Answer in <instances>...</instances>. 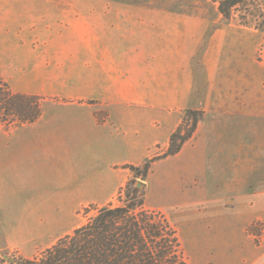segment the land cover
Here are the masks:
<instances>
[{
  "label": "crops",
  "instance_id": "1",
  "mask_svg": "<svg viewBox=\"0 0 264 264\" xmlns=\"http://www.w3.org/2000/svg\"><path fill=\"white\" fill-rule=\"evenodd\" d=\"M42 5L38 33L9 34L3 17L20 14H1V66L70 100L21 128L29 132L0 133V195L63 200L56 180L84 175L94 185L80 204L104 205L121 168L164 154L186 110H203L182 149L154 162L162 170L152 205L175 206L200 264H264V246L249 233L264 222V65L253 58L247 69L242 51L233 60L206 50L197 60V20L147 17V3ZM28 10L32 18L41 9Z\"/></svg>",
  "mask_w": 264,
  "mask_h": 264
},
{
  "label": "rangeland",
  "instance_id": "2",
  "mask_svg": "<svg viewBox=\"0 0 264 264\" xmlns=\"http://www.w3.org/2000/svg\"><path fill=\"white\" fill-rule=\"evenodd\" d=\"M49 1H81L89 4L96 1L147 3V17H149V13H152V17H163V15L155 16L154 13L157 12L168 13L169 19L184 17L197 20L196 23L199 25L198 34L200 39V53L197 60H200L199 58H201L203 52L206 50H210L216 57L219 56L221 52H224L226 59L233 60L235 56H238L240 54L239 52L242 51V56L244 57L243 61H245L243 66L247 69L251 67L253 58H255L258 63L264 65V52L263 60L259 59V53L261 52L260 48L263 41L262 32L256 29L253 23L246 25L241 22L237 14L231 19L224 18L218 10L217 3L212 0H0V23L2 13L18 12L20 14L18 17H3L4 24L12 26L11 30H9V34H15V32L38 33V28L43 26L42 24L44 21V18L38 15L45 12L43 8H46V6L44 7L42 5L43 2ZM33 5L41 9L36 10V12L39 13H36L35 17L30 18L22 14L24 11H29L28 9H31ZM18 26H20V28H27H22L23 31H20ZM35 44L36 42L33 45ZM2 63H5V59L2 58L0 54V77L3 83H6L4 87H8L15 93L18 92L38 96L42 109V118L49 119V115L54 114L56 109H60L62 107L61 105L70 100L63 96L61 97L59 95L43 93L39 90L31 89V83H25L22 79L18 80L16 78V75L19 77L21 76L20 73L10 74L5 72L6 69H14V67L6 65L2 67ZM200 111L203 112V117L204 111ZM28 124L30 123L13 124L0 122V133L16 131ZM21 130L29 132L32 129L24 128ZM1 136L3 135H0V141L2 139ZM3 140H5V138ZM157 156L159 155L153 157ZM154 162L151 164V169L146 179L135 177L134 172L129 168L125 170L126 172L121 168L120 171L125 173V176L122 178L120 186L110 195L109 201L104 205L123 204L126 197H120V190L129 182L138 185H142L143 183L145 207L157 212L158 216L168 220L170 224L177 229L178 235L185 248L187 263L200 264V260L194 257L196 251L194 254V251L190 250L188 245L184 242L185 232H182V229L180 230L175 224L177 218L175 216V206L170 209L165 206L160 208L152 205L155 199L153 194L159 188L156 185L157 181H155V187L152 178H158L162 170L160 166L155 169L153 167ZM62 168L63 165L61 166V169ZM63 173L65 174L64 171ZM93 185V179L84 175H79L76 178H68L64 175L63 178H58V180H56L54 186L55 190L68 195L67 198L63 200H59L58 196L55 197L54 201H47L42 196L27 200L26 197L23 196L0 195V264H9L12 258H14V260L17 258H31L43 249L54 244L59 238L72 233L75 228L87 222V220L96 213L97 207L104 206L92 202L80 204L81 192L87 194L88 190H90ZM260 225H264V222H254L249 227V233L257 244L264 246V229L262 230ZM254 234L258 236L261 235L260 239L255 238Z\"/></svg>",
  "mask_w": 264,
  "mask_h": 264
},
{
  "label": "trees",
  "instance_id": "3",
  "mask_svg": "<svg viewBox=\"0 0 264 264\" xmlns=\"http://www.w3.org/2000/svg\"><path fill=\"white\" fill-rule=\"evenodd\" d=\"M226 19L237 14L244 24L262 32L259 59L264 52V0H212ZM0 77V122L32 123L42 114L39 97L11 91ZM203 112L187 109L183 122L172 133L167 151L142 165H127L135 177L146 179L151 164L177 154L195 132ZM121 205L96 208L87 222L31 258L9 264H188L177 229L145 207L144 184L130 182L120 190Z\"/></svg>",
  "mask_w": 264,
  "mask_h": 264
},
{
  "label": "built area",
  "instance_id": "4",
  "mask_svg": "<svg viewBox=\"0 0 264 264\" xmlns=\"http://www.w3.org/2000/svg\"><path fill=\"white\" fill-rule=\"evenodd\" d=\"M260 226H261V229L263 230L264 229V225H260ZM254 237L257 238V239L258 238L260 239L261 235L258 236L257 234L256 235L254 234Z\"/></svg>",
  "mask_w": 264,
  "mask_h": 264
},
{
  "label": "water",
  "instance_id": "5",
  "mask_svg": "<svg viewBox=\"0 0 264 264\" xmlns=\"http://www.w3.org/2000/svg\"><path fill=\"white\" fill-rule=\"evenodd\" d=\"M141 184H139V186H140ZM12 261H14V258H12Z\"/></svg>",
  "mask_w": 264,
  "mask_h": 264
}]
</instances>
